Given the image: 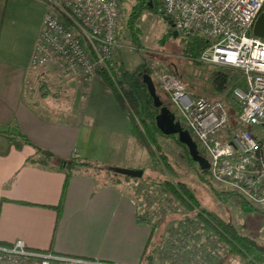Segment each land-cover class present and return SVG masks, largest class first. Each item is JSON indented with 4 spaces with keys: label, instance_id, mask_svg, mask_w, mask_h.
I'll return each mask as SVG.
<instances>
[{
    "label": "crops",
    "instance_id": "0c3cea01",
    "mask_svg": "<svg viewBox=\"0 0 264 264\" xmlns=\"http://www.w3.org/2000/svg\"><path fill=\"white\" fill-rule=\"evenodd\" d=\"M46 6L45 0H0V126L8 125L10 130L16 124L32 145L58 158L78 155L106 167L144 170L141 163L147 160V152L136 144L113 96L93 84L97 79L78 90L65 82L58 59L42 67L29 66ZM115 61L117 65V57ZM45 78H53L60 89L50 95L35 88L39 84L44 88ZM33 95L36 99L31 102ZM48 97L56 103L48 105L52 113L46 115L40 100ZM110 146L120 148L121 155L109 157L106 150ZM0 150H4L0 153L1 243L20 238L34 250L145 264L142 254L147 240L152 248L156 224L151 217L155 216L145 208L137 214L130 194L119 186L126 182L119 173L106 167L74 168L57 213L65 171L26 160L35 153L30 144L18 149L0 137ZM136 215H143L147 223L138 221ZM201 236L191 235L195 241ZM150 260L149 264H156Z\"/></svg>",
    "mask_w": 264,
    "mask_h": 264
},
{
    "label": "built area",
    "instance_id": "2783aa9c",
    "mask_svg": "<svg viewBox=\"0 0 264 264\" xmlns=\"http://www.w3.org/2000/svg\"><path fill=\"white\" fill-rule=\"evenodd\" d=\"M120 1L46 0L29 66L58 59L79 84L93 81L99 70L113 72ZM157 11L176 33L197 32L208 41L196 60L237 72L228 93L233 104L223 97L189 95L172 73L153 77L168 108L203 151L208 177L263 212L264 39L252 34V25L264 12V0H160ZM0 264L122 263L34 250L16 238L0 243Z\"/></svg>",
    "mask_w": 264,
    "mask_h": 264
},
{
    "label": "rangeland",
    "instance_id": "374dc122",
    "mask_svg": "<svg viewBox=\"0 0 264 264\" xmlns=\"http://www.w3.org/2000/svg\"><path fill=\"white\" fill-rule=\"evenodd\" d=\"M153 1L154 0H149L152 7ZM140 2L141 0H121L119 3V7H121V17L115 29L116 34L114 43L116 46L113 47L115 56L117 57V65L115 67V72H107L108 78L111 79L113 83H116V85L119 81L122 85L134 89L136 93L139 94L137 89L140 88H135L134 82L132 81L133 72L136 70L135 68L138 64L140 65L143 63L146 69H150L152 74H150V77L155 83L156 80L152 77L154 74L172 73L184 83L186 92L191 96L203 95L207 98L223 97L229 100L228 93H230L229 89L234 78L232 75L236 76L237 72L223 66L193 62L189 57L181 54L183 44L181 39H185V36L178 33L172 35L174 29L171 24L168 23L156 9L152 8L153 10H151L149 7L142 8L140 14L134 18L133 25L137 27L135 35L138 45L136 46L132 43L130 39L131 32H129L127 28V18L130 11ZM62 68L64 70V66ZM220 69L226 71L228 76L231 77L228 84L221 92L216 90L211 82L212 71ZM67 74L68 72L64 70V75L66 76L65 82L74 85L76 87L75 89L83 90V85L90 82L79 84L77 81L70 80ZM136 75L140 76V74ZM52 79L53 78L42 79V81L45 82L43 83L45 87L38 86L35 88H42L41 90H45L47 94L51 95L54 93V90L60 89L57 84L52 83ZM96 79L97 72L95 73V78L91 82H94ZM96 82L97 81L93 84L98 86L101 85L99 82ZM33 97L30 96L31 99L29 101L33 102L36 99L34 95ZM49 100H54V98L48 97L46 100H40L42 104H45L44 106L46 109H39L46 115L47 113H52V110L48 109V105L54 106V103H56V100H54V102H49ZM139 102L142 118L146 120L149 119V112L152 107L147 104L145 105L144 102ZM121 111L124 115L125 125L131 128V119L128 116V114L131 113L129 107L125 109L121 108ZM174 113L177 115L175 111ZM155 139L156 143H158L160 153L165 155L164 158L167 164H164V162L160 160L162 156L160 157L155 153L152 146H150V149L154 151L153 157L149 155V149L147 150L145 147L138 144L148 155L147 160L141 163L144 169L141 175L131 177L118 174L120 178L126 181L119 186L124 189V192L130 194L129 198H131V202L134 206L138 207L136 210L137 214H143L140 211L141 208L142 210L145 208V210L147 209V211L150 212L148 215L155 216L151 217V219H155L154 223L156 224L155 239L152 245V247L156 245V248L151 258L154 263L207 264V260L204 258L206 254L208 255L207 257H214V259L223 255V250L221 248L212 245L214 243L212 238L201 236V244L200 241H195L191 237L194 230L190 226L187 228L184 227L183 229L178 225L180 219H184L185 212H183L178 205L171 203L165 194L161 192L158 183L163 179L172 181L181 180L182 183L188 185L194 192V197L197 203H199V209L204 208L211 213L214 212L220 215L221 219L232 223L238 233L240 232L245 234V236L252 237L264 243V210L263 212H259L253 207L255 210H250V212L246 213L239 207V197L232 194H228L225 199H220L219 196L216 195V192L229 189L213 181V179L211 180L208 176L201 178L199 176L198 166L194 165L193 162L189 160V154H187L186 148L176 140L175 135L170 137L164 134H156ZM107 149L108 151L106 150V153L109 157L112 155H121L119 151L120 148L118 147L110 146L107 147ZM124 152H127V149H125ZM101 167L106 169L105 165H101ZM118 167L124 168L127 166ZM138 203L140 204L138 205ZM189 213H195V209ZM192 252H196L198 255ZM248 262L249 261L244 257L238 258L231 256L227 258L224 264H249Z\"/></svg>",
    "mask_w": 264,
    "mask_h": 264
},
{
    "label": "trees",
    "instance_id": "16d2710c",
    "mask_svg": "<svg viewBox=\"0 0 264 264\" xmlns=\"http://www.w3.org/2000/svg\"><path fill=\"white\" fill-rule=\"evenodd\" d=\"M46 1V0H45ZM160 0H154L153 1V7L149 3V0H141V2L136 5L135 8H133L130 13L128 14V22H127V28L130 34V39L132 40V43L134 45H138V42L136 40V29L137 27H134L133 21L134 18L137 17V15L140 14V11L142 8L149 7L151 10L156 9L159 7ZM153 8V9H152ZM166 21L168 19L164 18ZM185 36V39L182 38L181 42L182 48H181V54L189 57L190 60L193 62H199L196 60V56H198V53L200 50H202L204 47H206L208 41H205L204 38L201 36V34L197 32H193L190 34L183 35ZM114 57V55H113ZM116 57H114L115 61ZM116 64V61H115ZM136 70L133 72V84L135 85V88L137 89L139 94L136 93V91L128 86L122 85L121 82L118 81V84L113 83L111 79L108 78L107 73L103 70H99L97 72V81L101 84L100 87L103 88V90H106L109 92L110 95H112L113 100L116 102L117 106L125 109L129 107L130 114H128L129 118L131 119V135L134 138L135 142L139 144L140 146L145 147L147 150L149 149V155L153 157L154 151L161 157V161L164 162V164H167L166 159L164 158L165 155L160 153L158 143H156L155 135L156 134H162L161 131H159L155 125H154V115L157 112V108L152 105L150 94L147 93V90L145 89V85L143 84V81L141 80L142 74H151L149 68H145L144 64H138L135 68ZM113 72H115L114 68L112 69ZM136 74H140V76H137ZM136 75V76H135ZM152 75V74H151ZM153 77V76H152ZM212 78V84L215 87L216 90L220 91L228 84L230 77L228 76L226 71L223 70H214L211 73ZM153 81V80H152ZM157 83V82H156ZM154 81V88L155 93H157L159 99L161 100V103H165L167 105V99L164 93L160 91L157 84ZM42 85L39 84V87ZM45 94V93H44ZM164 97H163V96ZM162 98V99H161ZM144 102L145 105L151 106V110L149 112L150 118L144 119L141 115L140 110V102ZM232 102V101H231ZM233 103V102H232ZM14 127V129L11 127L9 130L8 125H1L0 126V137H4L5 142L8 145H12L15 148L20 149L23 144H30L33 148H35V153H33L31 156L28 155L26 160L36 162L38 160L39 163H42L43 165H51L56 166L58 169H62L65 171L62 186L60 190V199L58 203L55 205L56 212L59 213L61 210V202L63 199V194L65 187L67 186V180L70 177L71 173H73L72 170L74 168H85L86 167H93V169H98V166L101 167V165L96 164L92 159L89 158H81L78 155H73L70 159L67 158H58L55 156L53 152L50 150H45L43 147L40 146H34L31 144L30 140L25 136L24 134H21L16 126V124L11 125ZM171 137V136H170ZM177 140V139H176ZM178 141V140H177ZM179 142V141H178ZM181 144V143H180ZM182 145V144H181ZM150 146L154 148V151L150 149ZM183 146V145H182ZM186 148V147H185ZM4 152V150H0V153ZM187 152V151H186ZM198 152L203 154V151L201 149H198ZM37 154V155H36ZM36 155L35 157H33ZM39 156V157H38ZM189 160L191 161L190 157L188 156ZM192 162V161H191ZM107 168V167H106ZM199 170V176L201 178H204L205 176H208L207 169L205 170ZM117 175V173H114ZM159 189L161 192L165 194V196L168 198V200L178 205L179 208L182 209L183 212H185L184 219H180L179 226L184 229V227H191L194 231L195 238H198L199 235L203 234L205 238H212L213 240V246H216L218 248H221L223 251V255H220L219 257L209 258L206 254L204 258L207 260V264H224L227 260V258L234 256V257H244L249 261V264H264V243L258 241L257 239L250 238L248 236H245V234L238 233L236 228L230 223L229 221H225L221 219L220 215L215 214L214 212L211 213L207 211L204 208H198L199 203H197V200L194 197V192L190 189V187L184 183H182L181 180H168L163 179L160 183H158ZM228 194H232L231 190H225V191H218L216 192V195L219 196L221 199H225V197ZM238 196V195H235ZM239 197V196H238ZM239 207L244 212L248 213L250 210H255L250 204L244 201L241 197H239ZM193 209H195V213H189ZM136 218L138 221L147 223V219L143 217V215H136ZM1 243V242H0ZM147 245H145L143 250V260L145 261V264L150 263V259L152 258V253L155 250V246L152 247V249H149L151 244L147 240Z\"/></svg>",
    "mask_w": 264,
    "mask_h": 264
},
{
    "label": "water",
    "instance_id": "95a60500",
    "mask_svg": "<svg viewBox=\"0 0 264 264\" xmlns=\"http://www.w3.org/2000/svg\"><path fill=\"white\" fill-rule=\"evenodd\" d=\"M259 15L255 17L254 23L252 25L253 30L252 34L254 36H259L264 39V12H259ZM168 23L169 20L167 21ZM176 30H173L172 35H176ZM141 80L145 85V89L147 93L150 94L152 105L157 108V112L154 115V125L155 127L161 131L162 134L167 136L175 135L176 139L186 147L187 154L194 165L198 166L200 170H205L209 166L203 154L198 152L197 143L193 141L190 134L187 132V129H184L178 118L175 117L172 110L168 108L165 103H161L157 93H155L154 82L152 81L149 74L145 73L141 75ZM108 170H113L115 173H119V175H128L131 177H137L141 175L142 169H130L129 167H118L116 165H112L111 167H107Z\"/></svg>",
    "mask_w": 264,
    "mask_h": 264
}]
</instances>
